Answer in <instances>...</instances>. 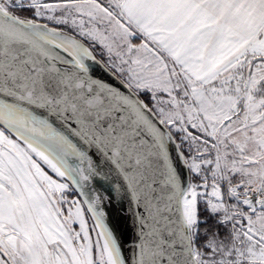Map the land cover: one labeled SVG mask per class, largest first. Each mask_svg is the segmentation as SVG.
<instances>
[{
  "label": "snow or ice",
  "instance_id": "obj_1",
  "mask_svg": "<svg viewBox=\"0 0 264 264\" xmlns=\"http://www.w3.org/2000/svg\"><path fill=\"white\" fill-rule=\"evenodd\" d=\"M0 264H264V0H0Z\"/></svg>",
  "mask_w": 264,
  "mask_h": 264
},
{
  "label": "water",
  "instance_id": "obj_2",
  "mask_svg": "<svg viewBox=\"0 0 264 264\" xmlns=\"http://www.w3.org/2000/svg\"><path fill=\"white\" fill-rule=\"evenodd\" d=\"M98 74L104 75L102 71L98 72ZM105 187H107V185H105ZM106 210L109 213L112 226L122 235L127 249L134 238V230L131 226L127 200H121L119 197H116L111 201H106Z\"/></svg>",
  "mask_w": 264,
  "mask_h": 264
}]
</instances>
